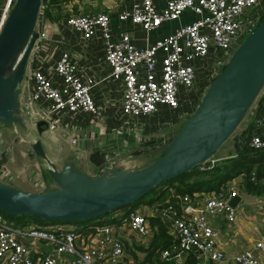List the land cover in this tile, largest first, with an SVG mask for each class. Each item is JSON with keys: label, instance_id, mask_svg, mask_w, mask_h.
<instances>
[{"label": "built area", "instance_id": "built-area-1", "mask_svg": "<svg viewBox=\"0 0 264 264\" xmlns=\"http://www.w3.org/2000/svg\"><path fill=\"white\" fill-rule=\"evenodd\" d=\"M6 7L7 3L0 19ZM185 8L193 12L191 20L160 37L146 34L142 37L143 43L136 44L125 30L113 33L106 10H77L49 20L41 13L40 4L34 25L35 37L19 84L18 108L24 121L34 127L36 121L43 120L45 129L54 131L64 119L70 131L62 130L60 135L74 144L78 142L75 133L80 123L72 117L83 112L95 119L105 113L95 102L92 91L103 80H108L118 90V101L117 108L113 103H106L105 107L119 110L118 130L132 134L133 145L143 141L152 142L149 148L165 144L176 125L197 105L212 76L260 19L264 0H164L161 6H157L155 0H130L129 6L119 9L116 17L148 31ZM64 27L85 45L92 41L99 43L102 61L107 66L104 74L96 78L81 71L69 47L63 44ZM261 94H264V86L258 95ZM257 97L239 126L231 132L234 154L245 144L264 148V96L260 100ZM140 116H152L155 123L147 125L139 120ZM107 154L105 152V161L96 166L95 173L117 165L107 159ZM222 157L211 155L197 168L209 170ZM0 182L10 186L14 183L1 160ZM233 184L230 182L225 192L220 188L192 196L184 194L178 208L161 207L158 216L166 223L176 243L161 250L160 257L178 263L190 251L194 254L191 264L221 260L224 254L218 247L220 230L211 221L217 216H223L228 223L235 220L237 204L228 203L231 197L238 196ZM33 185L38 190L46 186L39 176ZM255 207L264 217V197L258 199ZM145 217L135 207L119 223L93 224L90 231L97 235L94 243L88 241L89 232L85 234L80 225L29 223L17 226L0 219V264H136L116 227L125 228L146 245L152 229ZM25 237L45 241L50 246L49 251L32 255L34 248L21 239ZM258 249L264 252L261 241H255L253 249L244 247L234 251L231 258L235 264H262Z\"/></svg>", "mask_w": 264, "mask_h": 264}, {"label": "water", "instance_id": "water-1", "mask_svg": "<svg viewBox=\"0 0 264 264\" xmlns=\"http://www.w3.org/2000/svg\"><path fill=\"white\" fill-rule=\"evenodd\" d=\"M41 0H8L0 19V124L27 131L19 113L18 92L26 60L35 37ZM264 85V17L243 36L221 69L212 76L197 105L165 144L149 148L143 141L131 152L150 160L137 167L112 166L89 175L68 156L57 166L39 138L32 139L28 155L44 163L53 186L26 190L0 182V209L15 215L69 224L97 217L139 199L152 188L194 169L211 156L239 124ZM46 123L38 120V136ZM86 159L94 166L105 161V152L90 150ZM239 197L228 203L236 205ZM52 223V222H51Z\"/></svg>", "mask_w": 264, "mask_h": 264}, {"label": "crops", "instance_id": "crops-1", "mask_svg": "<svg viewBox=\"0 0 264 264\" xmlns=\"http://www.w3.org/2000/svg\"><path fill=\"white\" fill-rule=\"evenodd\" d=\"M72 4V8L77 10H106L110 17V26L113 33H117L119 30H125L134 43L142 44L144 39L142 38L144 35H149V37H160L163 34L173 30L177 25L183 23L185 21H189L193 18V12L189 8H185L178 13L177 16L162 20L158 25L146 31L141 29L140 27L133 25L129 21L121 20L119 21L116 17V13L119 9L125 8L129 6L130 0H70ZM164 0H155L157 6H161ZM7 3V0H0V15L4 10V7ZM68 5L66 8L68 9ZM70 8V7H69ZM52 29L55 30V24L52 22ZM68 28H62L61 35L64 36L63 44L68 46L73 58L77 61L82 72H88L93 75H96V78L101 74L106 72V65L102 61V52L98 42H89L87 45L81 42V40L73 35ZM117 89L115 86L110 83L108 80H103L100 85L96 86L92 91V95L94 97L95 102L100 105L101 109L104 110L103 115H99L92 119L90 115L87 113L79 112L74 114L72 119L74 121H79L80 125L76 130L75 134H78V143L81 145L78 146L77 149L72 147V144L68 141L66 137L60 135L62 130L66 129V122L56 128L54 131H49L44 129L42 131L43 136L49 135L50 141L59 149L60 153L67 152L69 150L73 151V155H63V158L71 156L75 158L76 164L81 168L82 171L89 175H93L96 171V166L89 163L86 159V155L90 150L99 149L100 151L107 152L115 151L116 146H122L123 138H127L128 140H132L133 135L127 134L124 131L118 130L119 119L116 118L117 113L119 114L118 109L109 110L110 107H105L106 103H115L118 101L117 99ZM116 106V105H115ZM105 108V109H104ZM117 108V106H116ZM115 111V112H113ZM142 122H145L150 125L155 123V118L152 116H140ZM122 136V138H121ZM121 138V139H120ZM55 140V142L53 141ZM52 143H48L46 147L42 143L46 152H48V148H53ZM126 142L124 141V146ZM136 145V144H135ZM133 145L132 147L124 148V153L121 155L120 160L118 161L116 166L128 168L134 167L132 163L135 161L133 158V154L131 153L133 149L138 147V145ZM118 151V150H117ZM133 155V156H132ZM138 155V154H137ZM62 158V159H63ZM140 158V155L139 157ZM39 168V167H38ZM15 171V168H13ZM40 171V168H39ZM15 173V172H14ZM16 174L18 176H16ZM15 181L13 186L26 189V190H38L33 185V179L31 176L25 172L24 169L16 172ZM238 178L234 179V182ZM52 182V181H51ZM232 183V182H231ZM46 185V183H45ZM49 187H52L53 184H48ZM245 192H238V201L237 205L240 203L243 207L238 208L236 210V218L232 223L226 222L223 216H217L213 218V221L210 223L216 226L220 230V238L218 240V247L222 250L224 257L219 261H210L206 260L204 264H235L231 258L232 253L241 248L247 247L252 248L254 246L255 241H261L264 245V217L257 212V210H253L254 208H250L247 206L248 202L244 199L248 197ZM244 197V199H243ZM243 200V202H242ZM248 200V199H246ZM160 202L155 200L150 203L141 202L137 204V208L141 211L145 216L147 215H158L160 212ZM236 205V206H237ZM235 206V205H234ZM120 212L116 213L118 216ZM93 224L85 223L80 227L82 228L85 234H89L87 236L88 241H92L94 243L97 235L91 233L90 228ZM118 232L123 233V229H117ZM91 233V234H90ZM125 233L129 234L135 242H140L135 239V237L125 230ZM120 234V236H122ZM27 245H30L34 248L32 255L41 254L44 251H49L50 246L42 240H34L31 237L21 238ZM141 243V242H140ZM143 244V243H142ZM144 245V244H143ZM125 247V245H124ZM126 249V248H125ZM128 252V250L126 249ZM129 253V252H128ZM130 254V253H129ZM139 256L141 252L137 253ZM131 255V254H130ZM132 256V255H131ZM257 256L264 264V252L261 249H258ZM62 257V256H59Z\"/></svg>", "mask_w": 264, "mask_h": 264}, {"label": "trees", "instance_id": "trees-1", "mask_svg": "<svg viewBox=\"0 0 264 264\" xmlns=\"http://www.w3.org/2000/svg\"><path fill=\"white\" fill-rule=\"evenodd\" d=\"M64 1L68 0H41L42 14L49 20L65 16L68 14L67 10H62ZM62 2H64L62 4ZM67 6V5H66ZM264 17V13L260 19ZM259 19V20H260ZM264 94L258 95V99H262ZM182 122V121H181ZM180 122V123H181ZM4 126V125H3ZM179 126V125H178ZM177 126V127H178ZM6 128L10 126H4ZM176 130V129H175ZM214 155V153L212 154ZM215 156V155H214ZM46 175L45 170L40 169V172ZM253 175V179L250 176ZM238 178L236 183L240 189L252 194L261 193L264 187V148H254L245 144L242 149L235 154H228L219 158L212 168L209 170L201 171L197 167L189 171H185L161 182L145 195L122 206L116 210L107 212L97 217H91L86 219H80L76 221H69V224L81 226L82 224H101V223H119V220L126 218L130 209L135 208L137 204L141 202L150 203L155 200L160 202V207L170 205L174 208L179 207V199L182 195L187 194L192 196L194 193L201 194L206 191L223 189L226 191V187L230 182H234L235 178ZM257 180L260 182L257 184ZM235 183V182H234ZM147 197V200H144ZM119 211V215L116 212ZM147 222L152 229V236L148 240L146 245L140 242L134 241V248L128 249V252L132 255V258L136 264H191L194 258L192 252H188L182 262H175L168 257H160V251L163 249H169L176 243L175 237L167 231V225L162 221L158 215H147ZM0 219L11 222L13 225H24L29 223L47 224L55 223L52 220H42L37 216L21 215V214H9L0 209ZM122 243L127 245L125 238L120 236ZM128 248V247H127ZM141 252L139 256L137 254Z\"/></svg>", "mask_w": 264, "mask_h": 264}, {"label": "rangeland", "instance_id": "rangeland-1", "mask_svg": "<svg viewBox=\"0 0 264 264\" xmlns=\"http://www.w3.org/2000/svg\"><path fill=\"white\" fill-rule=\"evenodd\" d=\"M64 2H66V3H65V6L63 5L62 10L65 9V10H67L68 13L75 11L72 8L73 7L72 4H70L71 3L70 0L64 1ZM64 2H62V4ZM66 5H68L70 8L68 7V9H67ZM63 122H66V120H64V119L61 120L60 126L63 124ZM179 123L176 125V127L179 125ZM238 126H239V124H238ZM176 127L174 128V130L176 129ZM64 130H66L67 133L70 131V128L68 127V125H66V129H64ZM64 130H63V132H64ZM35 138H39L45 147L48 143H52L50 141L51 139H50L48 134L43 136V134L41 133L38 136V134L36 133V130L31 125H28L27 131H21L16 126L11 125L10 127L6 128L2 124H0V160L3 163V165L6 167V170H8L13 181H15L16 172L24 169L25 172L28 174V176H31V179H33V181L35 178L37 179L39 176L41 179H43V181L46 183V185H47V183L52 184L49 177L47 175H45L43 173V171L39 172V168L42 170L45 169L44 163L41 160H39L33 156L28 155V151L30 150V147H29L30 142L32 139H35ZM121 138H122V136H121ZM230 140H231V134L216 149V151L214 152V155L215 156H225L228 154H233V144L231 143ZM53 141L55 142V140H53ZM124 141L126 142L125 146H124ZM122 144L123 145L121 147L116 146V149L118 151H108L107 159L114 162V164L118 163L121 155H123V153H124L123 150H124V148H126V146L127 147L133 146V139L128 140L127 138L125 139V137H124ZM79 145H81V144L76 142V143L72 144V147L74 149H77ZM52 146H53V148H48L47 154H48V157H50L52 159V161L57 166L60 165L61 160L63 158V155H73V151H71V150H69L68 153L67 152L60 153L58 151L59 149H57V147L53 143H52ZM139 155H140V158H138ZM130 159L135 160L132 163V165L134 167H137V166H140V165L147 163L150 160V157L147 154L141 153L138 155H134L133 158H130ZM13 168H15V171H13ZM16 176H18V175L16 174ZM262 181H264V180H262ZM232 183H234V182H232ZM259 183L260 182L257 180L258 185H259ZM238 184H239V182H238ZM238 184L237 183L233 184L236 186L237 192H240V190H242V192H245L248 195H250V196L246 197L245 199L243 197V199L246 202H248L247 206H249L250 208H254L253 210H255L256 209L255 204L258 201V199L264 197V187H263L261 193L252 194V193L245 191L244 189H240ZM144 198H145L144 200H147V197H144ZM246 199H248V200H246ZM242 202H243V200H242ZM240 207L242 208L243 205L239 203L236 207V210ZM118 212L119 211H117L116 213H118ZM116 228L119 229L118 227H116ZM123 233L124 234L122 235V232H120L122 237L125 238L127 241V245L125 244V248L127 250L134 248V241H133L134 239L129 234L125 233V228L123 229ZM137 253H139V252L137 251Z\"/></svg>", "mask_w": 264, "mask_h": 264}]
</instances>
